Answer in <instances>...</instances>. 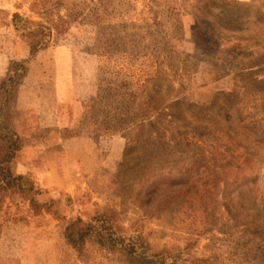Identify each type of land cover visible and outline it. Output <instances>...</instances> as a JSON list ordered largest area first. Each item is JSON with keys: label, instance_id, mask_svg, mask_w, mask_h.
I'll use <instances>...</instances> for the list:
<instances>
[{"label": "rangeland", "instance_id": "374dc122", "mask_svg": "<svg viewBox=\"0 0 264 264\" xmlns=\"http://www.w3.org/2000/svg\"><path fill=\"white\" fill-rule=\"evenodd\" d=\"M211 3L0 0L10 7L0 27L19 14L48 44L30 85L54 82L30 91L37 112L10 125L23 147L55 155L61 177L55 201L40 203L46 189L32 175L33 191L6 193L0 210H59L60 264H127L66 244L71 221L101 212L149 242H175L196 264H264V0ZM11 29L28 58L31 39ZM244 82L256 94L237 96Z\"/></svg>", "mask_w": 264, "mask_h": 264}, {"label": "trees", "instance_id": "16d2710c", "mask_svg": "<svg viewBox=\"0 0 264 264\" xmlns=\"http://www.w3.org/2000/svg\"><path fill=\"white\" fill-rule=\"evenodd\" d=\"M211 1V4L226 2V0ZM258 14L260 15L258 20L264 24V8ZM18 22H23V19L19 14H14L9 25L16 31L23 32L22 38L31 39V41L28 58L11 61L7 73L0 83V204L3 203V195L6 193H12L17 189L20 193L29 194L34 188L30 182L31 176H17L12 170L11 163L25 146H22L18 131L15 132L12 129L10 119L17 116L16 98L19 88L29 75L30 64L36 60L40 53L48 49V44L41 40L40 36L35 32L26 34L30 30L25 26L20 27ZM244 83L245 86L239 88L237 96L242 97L247 88L253 89L251 85L254 84ZM250 89L248 91L251 94H256ZM256 95L261 96L260 100L264 102V92ZM147 104H142V106H147ZM252 175L251 181L253 182L257 175L254 173ZM128 231L120 226L115 214L101 212L86 225H82L81 219L71 221L66 226L63 237L66 244L80 255L84 253L86 244L92 243L98 250L123 255L127 264H186L187 262L196 264L198 262V259L188 257V252L181 246H177L178 244L176 245L175 242L166 240L163 244H156L149 242L137 231L129 233Z\"/></svg>", "mask_w": 264, "mask_h": 264}, {"label": "crops", "instance_id": "0c3cea01", "mask_svg": "<svg viewBox=\"0 0 264 264\" xmlns=\"http://www.w3.org/2000/svg\"><path fill=\"white\" fill-rule=\"evenodd\" d=\"M0 9L8 10L10 7ZM46 53L42 52L38 56L41 58ZM26 55H28L27 45L18 40L9 22L4 27H0V83L7 73L9 63L21 61ZM37 65L38 62H32L31 72L18 90L16 108L19 115L31 110L37 112L39 106L37 101L29 100L30 91L35 92V88L39 86L45 88L46 86L52 87L54 84L52 80L43 78L37 80L35 86L30 85V82H33L30 77L31 73ZM38 97L39 95H36L32 98ZM22 134L24 132H19V135ZM39 144L26 145L11 163V167L17 176L34 175L37 177V181L48 190V192L43 191L39 196V201L47 204L51 203L52 199L55 201L58 193L56 188L61 183V177L59 165L52 160L55 157L54 154L47 156L43 151L40 152L41 155L36 154L39 151ZM58 211L53 208L52 211L43 210L39 215L30 212V215L25 218H22L20 214L9 218L7 217L8 210H0V264H60L61 240L57 227ZM65 217H71L69 210Z\"/></svg>", "mask_w": 264, "mask_h": 264}]
</instances>
